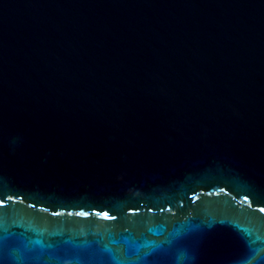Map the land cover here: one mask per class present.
<instances>
[{"label": "water", "instance_id": "water-1", "mask_svg": "<svg viewBox=\"0 0 264 264\" xmlns=\"http://www.w3.org/2000/svg\"><path fill=\"white\" fill-rule=\"evenodd\" d=\"M261 209L264 0H0V264H264Z\"/></svg>", "mask_w": 264, "mask_h": 264}, {"label": "snow or ice", "instance_id": "snow-or-ice-1", "mask_svg": "<svg viewBox=\"0 0 264 264\" xmlns=\"http://www.w3.org/2000/svg\"><path fill=\"white\" fill-rule=\"evenodd\" d=\"M261 211H264V209H261ZM106 215V214H105Z\"/></svg>", "mask_w": 264, "mask_h": 264}]
</instances>
